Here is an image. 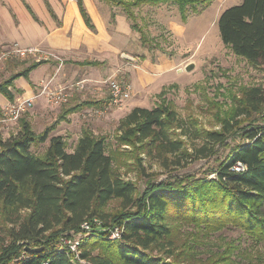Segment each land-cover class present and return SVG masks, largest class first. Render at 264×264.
Masks as SVG:
<instances>
[{"label": "trees", "instance_id": "1", "mask_svg": "<svg viewBox=\"0 0 264 264\" xmlns=\"http://www.w3.org/2000/svg\"><path fill=\"white\" fill-rule=\"evenodd\" d=\"M29 13L37 20L31 7ZM120 7L132 30L148 40L137 23L134 8L141 5L177 4L184 9L213 0H101ZM84 24L95 26L83 4L76 0ZM217 27L222 43L258 67L264 62V0H242L224 9ZM48 61H31L0 80V94L15 99L10 88L15 79ZM98 61L78 62L97 65ZM162 88L159 96L163 95ZM233 108L217 116V128H206L195 115L178 116L170 102L157 100L151 108L136 106L118 120L114 145L105 152L108 135L82 127L74 149L66 151L62 135H51L55 123L34 132L19 119L20 130L0 136V264H74L60 246L65 233L78 232L85 220L98 218L80 243V256L90 264H192V245L178 244L182 227L195 230V240L223 229L242 231L251 245L264 242V91L242 87L232 93ZM110 101L87 99L64 105L58 120L85 108L103 109ZM3 117L0 107V118ZM48 141L41 154L32 151ZM227 149L204 175L169 172L164 179H146L137 191L133 180L123 177L120 166L146 174L144 159L161 169L184 168ZM143 156L145 158H143ZM241 162L245 170L231 167ZM171 170V169H170ZM214 173V177H208ZM115 211H107L112 203ZM123 228L119 239H108L106 228ZM194 240V241H195ZM185 248H184V247ZM38 249L30 252L26 249ZM227 245L211 251L199 264H264L258 249L237 257Z\"/></svg>", "mask_w": 264, "mask_h": 264}, {"label": "rangeland", "instance_id": "2", "mask_svg": "<svg viewBox=\"0 0 264 264\" xmlns=\"http://www.w3.org/2000/svg\"><path fill=\"white\" fill-rule=\"evenodd\" d=\"M241 1L213 0L208 4L197 5L196 12H193L187 6L184 9L186 18L183 21L179 6L173 3H161L157 6L152 5L151 8L141 9L140 7V10L135 9L136 13L138 11L137 23L148 42L146 45H142L139 39L141 33L133 30L135 41L130 42L128 47H126L127 49H125L127 50L125 54L132 56V58L129 56L131 58L129 61L126 60L128 58L122 57V52L116 56H109L104 60L85 59L81 62L98 61L100 63L97 65H79L80 68L75 67L74 69L77 68V70L72 71L70 67L77 63L73 62L72 58L69 59L65 55L55 53L59 59L52 58L51 60L56 65V68L59 69L62 65H66L63 66V71L65 73L66 71H71L64 76L62 81L55 84V87L79 80H84L85 86L80 91H73L67 102L55 108L45 106V109L50 113L49 116L46 120L29 122L31 129L34 132H40L45 127L55 123L50 136L62 135L66 142V151L71 152L81 134V128L88 127L95 134L108 135L105 145V152L108 153L115 142L114 135L118 119L131 110V98L123 109H117L107 103L103 109L85 108L77 111L71 118H66V121L58 120L61 109L64 105L78 103L87 99L108 101L107 81L109 78L129 84L128 70L133 68L134 64H141L146 60L148 61L146 65L149 66L150 62L163 56L174 59L176 62L178 61L180 63L178 66L180 67L184 63L189 62L191 68L185 69L182 73L175 71L168 73L167 77L173 79L175 83L162 87L165 88L163 95L159 96V92L151 96H144L147 101L146 105L152 107L155 101L165 99L171 103L179 117L185 118L188 113H191L198 117L206 128H217L216 115L223 116L231 111L234 106L231 100L232 93H236L242 87L252 86H258L264 91V62L258 67L249 64L244 58L235 55L228 46L224 45L219 36L217 27L219 14L230 6L240 4ZM6 2L8 0H0V4L4 5ZM105 4L108 5L110 10L115 9L123 13L120 7ZM140 13H144L145 16L140 18ZM175 22L183 25L180 36H176L175 28L173 30L171 28L172 23ZM6 50H9V47L1 49L0 52ZM35 60L36 58L31 55L24 57L11 55L5 61L0 62V80L6 79L10 74ZM107 108L117 110L116 116L112 118L106 117L107 113H109L106 112ZM30 113L31 110L26 111L22 117L27 120ZM19 130V121L12 124L10 122L0 123V136L3 138L16 134ZM47 144L48 141L38 147H32V151L41 154L45 151ZM226 153L227 149H220L215 156L193 161L184 168H170L171 170L161 169L156 163H149L144 159L146 174L149 175V178L138 176L131 167L120 166L119 171L123 177L133 180L137 191L141 192L145 187L146 179L158 181L164 179L171 171L179 175L184 173L204 175ZM143 158L145 157L143 156ZM208 177H214V173ZM116 208L117 203L112 202L107 207V211L112 212ZM191 234H195V230L188 226L182 227L178 236V245L182 247L184 242L192 245L193 256L190 259L192 264H199L198 260L205 259L211 251L225 248L228 244L234 246V254L239 258H243V255H248L249 253L253 255L257 249L264 255V242L252 246L247 236L238 229H223L208 238L199 236L197 240L193 239ZM62 237L78 239V236L72 232L65 233ZM85 237V234L81 235L80 243ZM78 249L79 253H81V246ZM73 263L90 264L87 260H74Z\"/></svg>", "mask_w": 264, "mask_h": 264}, {"label": "crops", "instance_id": "3", "mask_svg": "<svg viewBox=\"0 0 264 264\" xmlns=\"http://www.w3.org/2000/svg\"><path fill=\"white\" fill-rule=\"evenodd\" d=\"M25 1L31 7L37 20L29 13L22 0H8L4 5L0 4V50L13 45L21 48L39 47L52 53L65 55L69 59L72 58L73 62L77 64L70 68L72 71H76L75 67L80 68L78 62L85 59L104 60L122 52L125 54L129 43L135 41L133 30L126 16L119 10H110L108 5L100 0H82L95 26V31H91L84 24L76 0ZM151 6L141 5L134 10H140V7L141 9L151 8ZM135 14L137 17L138 11ZM140 14V18L145 16L144 13ZM171 28L172 30L175 28L176 36H180L183 25L175 22L172 23ZM130 57L132 58V56ZM146 62L148 61L134 64L133 68L128 70L131 86V109L136 106L151 108L146 105L147 101L144 96L157 94L162 87L174 84L175 81L169 79L167 74L172 71L182 73L190 64L186 62L180 67L178 61L164 56L156 58L149 63V66L146 65ZM63 66L66 65L57 69L54 62L50 60L33 69L27 79L23 77L15 79L10 88L15 99L30 97L38 93L40 87L46 82L55 85L62 81L64 76L71 72L66 71L65 73ZM11 102L0 94L2 112ZM45 106L55 108L48 105L43 96L37 97L33 107L29 109L31 110L30 115L27 120L24 119L31 123L36 120H46L50 113L45 109ZM106 112H109L106 117L112 118L116 116L117 110L107 108ZM22 115L20 118H23ZM74 115L75 112L67 115L66 118H71ZM0 123L6 122L0 118Z\"/></svg>", "mask_w": 264, "mask_h": 264}, {"label": "built area", "instance_id": "4", "mask_svg": "<svg viewBox=\"0 0 264 264\" xmlns=\"http://www.w3.org/2000/svg\"><path fill=\"white\" fill-rule=\"evenodd\" d=\"M11 55H20L22 57L31 55L36 58L35 61L45 60L50 61L52 58L59 59L55 53L47 51L39 47H26L21 48L17 45L9 48V50L0 52V62L5 61ZM42 85V84H41ZM85 81L79 80L70 84L50 85V82L44 83L38 93L30 97H18L9 103L3 110L2 121L15 122L19 120L21 115L33 107L34 101L37 97L43 96L47 104L56 107L68 101V97L73 91H80L84 89ZM108 96L110 105L117 109H123L125 104L131 98V86L130 84L119 82L116 79L109 78L107 81ZM231 169L235 172H241L245 170V165L241 162H236ZM101 226V220L93 218L91 220H85L80 224L78 232H72L78 236V239H72L71 237H61L62 247H64L71 261L74 260L83 261L81 258L78 247L80 246V237L82 234L87 235L93 228H99ZM108 232V239H119L122 235L123 228L119 226H113L106 228ZM46 264V263H42Z\"/></svg>", "mask_w": 264, "mask_h": 264}, {"label": "water", "instance_id": "5", "mask_svg": "<svg viewBox=\"0 0 264 264\" xmlns=\"http://www.w3.org/2000/svg\"><path fill=\"white\" fill-rule=\"evenodd\" d=\"M122 57L128 58V59L131 60V58L129 56H127L126 54H122ZM189 68H191V66L188 65L186 69L188 70ZM26 250L27 251H30V252H36V251H38V249H29V248H27Z\"/></svg>", "mask_w": 264, "mask_h": 264}]
</instances>
